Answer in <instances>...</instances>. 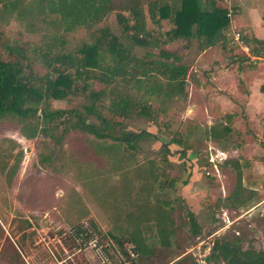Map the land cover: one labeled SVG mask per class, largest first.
I'll use <instances>...</instances> for the list:
<instances>
[{
    "label": "rangeland",
    "instance_id": "374dc122",
    "mask_svg": "<svg viewBox=\"0 0 264 264\" xmlns=\"http://www.w3.org/2000/svg\"><path fill=\"white\" fill-rule=\"evenodd\" d=\"M20 2L31 7L30 0ZM252 2L261 22L240 0L217 3L232 7L233 14L223 40L210 48L197 39H167L165 33L173 28L168 20L160 29L148 21V30L160 39L143 49L122 34L115 13L91 29L65 33L50 24L54 16L33 12L18 21L0 11V59L19 60L5 47L18 49L25 54L26 75L55 77L45 62L54 54L75 56L102 30L116 36L136 59L187 71L179 95L166 92V79L156 69L143 79L145 69H138L135 77L117 78L107 87L93 77L81 79L66 99L47 102L51 111L81 113L93 105L95 114L120 123L110 132L115 139L100 140L68 127L70 116L48 126L40 113L26 122L0 119V264H49L36 242L59 212L63 228L88 222L125 258L130 240H140L143 253L131 252L135 264H224L207 260L214 240L223 236L242 239L243 249L264 251V50L254 56L264 49V0ZM161 50L176 60L159 57ZM104 59L111 64L109 56ZM93 93H101L96 101ZM114 93L129 96L134 104L126 119L109 112ZM142 106L150 108L149 117L138 114ZM85 116L99 125L95 115ZM36 125V137L29 139ZM141 132L150 135L132 147L117 139ZM30 214L34 225L26 219ZM190 214L201 228L198 236L192 234ZM5 215L12 220L10 227ZM159 221L168 230L164 242Z\"/></svg>",
    "mask_w": 264,
    "mask_h": 264
},
{
    "label": "trees",
    "instance_id": "16d2710c",
    "mask_svg": "<svg viewBox=\"0 0 264 264\" xmlns=\"http://www.w3.org/2000/svg\"><path fill=\"white\" fill-rule=\"evenodd\" d=\"M222 0H30L31 7L20 0H0V11L16 16L18 21L26 14L33 12L39 15L54 16L50 22L53 27L69 33L78 27L91 29L100 24L109 14L115 13L116 22L131 43L143 49L159 43L158 34L148 30V21L156 28H161V22L168 20L173 28L165 33L169 40L197 39L205 48L215 46L223 40V33L229 27L228 10L218 6ZM245 42L248 40L244 38ZM251 42L262 46L261 40L252 39ZM8 54L15 53L12 62L0 59V119L12 116L26 122L40 113L41 120L48 126L70 116V128L78 129L97 139H115L110 132L120 123L105 119L95 114L93 105L85 106L84 112L78 110H49V100L61 101L77 90L76 83L81 79H94L109 86L117 78L135 77L141 70V79L156 69L158 75L166 79L167 93L179 95L183 92L186 69L182 66L167 65L165 62H147L136 59L108 30H102L95 43L84 45L77 49L75 56L54 54L50 61L45 63L56 76L36 78L26 75L21 61L25 54L18 49L5 47ZM264 49L254 52L258 57ZM109 56L111 64L105 63V56ZM150 55V54H149ZM159 57L175 59L176 56L166 51H159ZM56 67V68H55ZM152 68L151 71L148 68ZM73 69L72 74L69 70ZM95 70L101 72L95 74ZM103 71V72H102ZM161 87V86H160ZM101 93L90 94L93 101L99 99ZM42 105L43 108H40ZM134 104L129 96L114 93V100L110 104L109 112L112 117L126 119ZM145 117L150 116V108L142 106L140 112ZM85 115L94 116L99 125L89 123ZM29 139L37 135V125L33 126ZM43 129L41 132H44ZM150 135L148 132L139 134H125L118 137V141L125 142L131 147L135 140ZM238 184L241 185L240 174ZM189 222L194 236L201 233V228L190 214ZM159 221V236L162 241L167 240L168 230ZM92 225V224H91ZM132 250L136 255L143 253V243L140 240H130ZM240 238L223 236L213 242L208 261H222L224 264H264V251H257L248 246L243 249Z\"/></svg>",
    "mask_w": 264,
    "mask_h": 264
},
{
    "label": "built area",
    "instance_id": "2783aa9c",
    "mask_svg": "<svg viewBox=\"0 0 264 264\" xmlns=\"http://www.w3.org/2000/svg\"><path fill=\"white\" fill-rule=\"evenodd\" d=\"M227 10V16L231 18L232 7L229 6ZM235 35L236 39L240 38V34ZM36 245L42 246L50 260L49 264H135L131 249L125 258L112 241L103 242L99 233L88 222L67 228L47 229ZM111 246L115 248V252L110 250Z\"/></svg>",
    "mask_w": 264,
    "mask_h": 264
},
{
    "label": "crops",
    "instance_id": "0c3cea01",
    "mask_svg": "<svg viewBox=\"0 0 264 264\" xmlns=\"http://www.w3.org/2000/svg\"><path fill=\"white\" fill-rule=\"evenodd\" d=\"M241 2H242V5L243 6H246V8H247V10H251V11H249L250 13H251V15H253V16H255V17H253L254 18V21H256V22H261V13H259L258 11L256 12V9H257V5L255 6V5H253V2H252V0H240ZM264 12V11H263ZM252 18V19H253ZM251 19V20H252ZM32 212H37V211H35V210H31ZM57 214H58V212H57ZM31 216H29V217H27L26 219H28V221L31 223V224H33L32 223V221H31V219H30V217H34L35 218V216H34V214H30ZM33 215V216H32ZM60 217H61V213L59 212V217L58 218H56V220L54 221V222H52V221H50V223L51 224H49V225H51L50 226V228L49 229H51V228H62V227H64V226H62V221H63V219H60ZM5 219H7L6 220V222H7V227H10L11 225H12V220H11V218H8L6 215H5ZM35 221V220H34ZM35 224H38V225H41V224H43V222L42 221H39V222H35ZM45 224H48L47 223V221H45ZM34 225V224H33ZM52 225H54V226H52ZM66 227V226H65ZM36 227H34V228H31V230H34ZM45 229V230H44ZM47 230V228H43V230L42 231H46Z\"/></svg>",
    "mask_w": 264,
    "mask_h": 264
},
{
    "label": "water",
    "instance_id": "95a60500",
    "mask_svg": "<svg viewBox=\"0 0 264 264\" xmlns=\"http://www.w3.org/2000/svg\"><path fill=\"white\" fill-rule=\"evenodd\" d=\"M131 252L133 253V254H135V252L131 249Z\"/></svg>",
    "mask_w": 264,
    "mask_h": 264
}]
</instances>
